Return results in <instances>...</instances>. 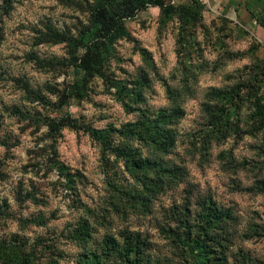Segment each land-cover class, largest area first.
<instances>
[{"label":"rangeland","instance_id":"1","mask_svg":"<svg viewBox=\"0 0 264 264\" xmlns=\"http://www.w3.org/2000/svg\"><path fill=\"white\" fill-rule=\"evenodd\" d=\"M96 1L0 0V264H264V0H156L88 73ZM174 107L162 150L119 136ZM126 145L179 181L140 197ZM209 202L229 220L202 237Z\"/></svg>","mask_w":264,"mask_h":264},{"label":"trees","instance_id":"2","mask_svg":"<svg viewBox=\"0 0 264 264\" xmlns=\"http://www.w3.org/2000/svg\"><path fill=\"white\" fill-rule=\"evenodd\" d=\"M155 5L156 0H97L91 14L89 26L83 30L79 40L73 44V51L76 48L84 50L83 55L75 65L76 69L92 73L100 62L103 55L102 51H106L116 39L123 36V21L131 18L136 12ZM215 92L218 93L219 91ZM133 95L134 99L140 98L139 90H136ZM215 96L217 95L214 91L210 92L208 99H213ZM236 97V91L233 97L228 98L227 95L225 98L226 104L229 103L228 105L231 106ZM229 106L226 111H219L218 116L215 113H209L212 119L210 126L212 127L213 132L211 135L213 138L220 139L221 135H224L221 129L225 128L227 119L231 118L232 113V111L229 112ZM181 116L182 111L178 107L157 111L154 119L151 120L141 115L136 121L127 123L118 134L124 139H134L138 142L150 144L156 150H162L163 146L169 145L172 139V133L167 126ZM47 127L50 131H54L57 127L80 128L81 126L66 115L58 121L47 122ZM117 156L121 158L132 178L142 189L139 195L143 199L152 197L165 184L177 182L181 177L179 170L162 167L149 159H141L136 155L135 150L130 149L127 145L118 148ZM205 220L206 225L201 232L202 237L228 221L229 214L209 202L205 212ZM250 229L252 233L256 234L259 231L255 227H250ZM260 231L264 232V229ZM4 253L6 252L0 249V258Z\"/></svg>","mask_w":264,"mask_h":264}]
</instances>
